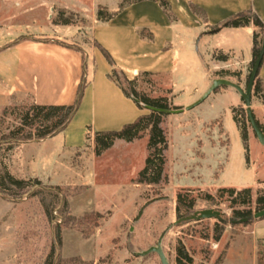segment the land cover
<instances>
[{"label": "rangeland", "instance_id": "rangeland-1", "mask_svg": "<svg viewBox=\"0 0 264 264\" xmlns=\"http://www.w3.org/2000/svg\"><path fill=\"white\" fill-rule=\"evenodd\" d=\"M115 1L0 0V25L9 28L22 25L27 30L32 24L50 26L55 23L59 11L64 10L67 15H74L71 24L74 37L65 43L79 47L87 55L85 48L96 46L92 32L98 21V11L103 9L105 14L112 13L103 4L112 6ZM127 1L134 0H121L120 6L128 4ZM230 1L240 4L245 0ZM202 9L208 19L207 11ZM36 12L40 15L32 16ZM172 13L177 17L173 10ZM98 50L107 62L102 51ZM95 64L98 72L100 63L96 61ZM250 72L249 66L244 89L248 86ZM217 76L240 78L238 73L225 74L224 71ZM168 87L151 75H141L134 84L137 91L150 98H166L171 110L196 104L187 96L178 99L182 105L175 104V97L168 92ZM33 104L30 98L22 96L0 113V176L13 155L9 145L2 142L1 135L19 127L25 111ZM233 109H236L237 116H241L239 120L247 130L254 131L246 107ZM140 110L143 115L151 113L148 109ZM232 111L228 101L215 103L209 98L186 113L163 115L162 127L169 140V149L165 152L159 182L152 181L150 174L151 169L159 167L160 163H149L148 133L131 143L115 141L111 150L97 159L90 149L92 137L87 138L83 150L74 154L72 175L60 169L55 175L60 184L41 181L43 186L60 187L70 203L71 220L67 218L61 224L63 246L59 264H163V260L176 264L179 241L193 256L194 264H215L226 248L223 236L228 228V235L231 233V225L216 242L217 219L177 224L175 203L177 193L189 189L198 200L195 211L219 210L231 219L232 210L227 204L214 207L202 200L206 193L216 194V189L194 188V182L210 185L214 183V177H218L220 187H251L257 178L264 180V144L257 137L258 140L250 141L248 149L245 147ZM84 116L81 114L79 121ZM214 118L218 120L208 122ZM223 129L227 135H222ZM87 135L90 137L92 133L88 131ZM51 149L45 145L30 146L22 153L29 156L40 154L46 159L53 152ZM146 170L149 173L144 181L142 174ZM33 191L27 190L18 203L0 201V264H58V257L54 261L49 258L56 238V221L48 218L46 208L51 206L53 197L50 191L31 197ZM63 220L61 218L59 222ZM154 248H161L162 253L152 251Z\"/></svg>", "mask_w": 264, "mask_h": 264}, {"label": "crops", "instance_id": "crops-1", "mask_svg": "<svg viewBox=\"0 0 264 264\" xmlns=\"http://www.w3.org/2000/svg\"><path fill=\"white\" fill-rule=\"evenodd\" d=\"M165 1L177 17H168L158 3L149 0L126 4L122 9L121 0H116L112 6L103 4L109 11L118 13L107 22L96 21L92 32L94 42L112 54L117 67L125 72L129 80L151 75L165 82L178 105H182L178 99L186 96L192 98L191 102H199L218 79L229 80L243 88L253 57V33L256 28L217 26L250 8L264 22V0H245L240 4L230 0ZM190 1L207 11V21L190 10ZM39 15L36 12L32 16ZM27 28L22 25L11 28L0 25V113L22 96L39 105L74 104L84 75L82 54L58 42H68L74 37L72 25L52 23L42 27L32 24ZM85 51L87 88L79 111L68 128L53 138L14 146L6 167L15 178L51 180L50 184L58 185L61 181L55 180L56 172L64 169L72 175L74 154L83 150L88 128H91L89 132L92 136L89 138L92 137L93 141L90 149L97 159L105 156L111 148L97 156L95 132L120 130L143 115L137 104L109 78L113 69L104 61L98 48L88 46ZM223 56L227 60H220ZM96 61L100 63L98 72ZM222 71L225 74L238 73L240 78L217 76ZM260 78L264 82V62ZM209 98L215 103L228 101L231 110L245 106L240 93L232 87H221L220 91L212 93L203 102ZM251 110L255 120L264 126V102L252 96ZM186 112L188 110L183 113ZM83 113L84 119L79 121ZM217 120L214 118L208 122ZM222 135H227L224 129ZM252 139L258 140L255 132L249 130V145ZM44 145L51 146L53 151L46 159H42L40 154L29 156L22 153L30 146ZM217 179L214 177V183L210 185L194 182L196 184L192 187L216 190L234 187H220ZM262 182L263 179L257 178L251 187H262ZM0 201L6 200L2 198ZM232 229L230 226L231 233L228 235V228L223 236L226 248L221 264H259L260 246L264 248V219L245 226L235 235Z\"/></svg>", "mask_w": 264, "mask_h": 264}, {"label": "trees", "instance_id": "trees-1", "mask_svg": "<svg viewBox=\"0 0 264 264\" xmlns=\"http://www.w3.org/2000/svg\"><path fill=\"white\" fill-rule=\"evenodd\" d=\"M145 0L127 1L126 3H138ZM153 2H159L164 12L170 18H174L170 5L165 0H149ZM126 4L120 6L122 9ZM190 10L204 21H207L206 12L197 6L196 4L189 3ZM103 9L98 11V20L107 22L113 19L118 12L104 13ZM74 15H67L64 10L59 11L58 17L55 20V24L70 25L73 23ZM254 26L256 29L253 33V48H252V61L250 63L251 72L248 76V84L251 79L252 71L255 65L260 61L258 72L253 84V96L260 98L264 102V82L260 78V70L264 62V22L258 17V15L252 10L240 12L231 16L224 21L217 28H243ZM63 46L72 48L82 54L84 62V75L82 82L78 88L76 101L72 105H39L34 103L27 111H25L21 124L19 127L11 130L9 133L1 135L3 143L9 145L10 150L14 148L16 144H26L32 142H41L49 138L60 134L65 131L72 120L75 118L77 112L80 109L84 92L87 88L86 76V59L85 52L79 47L69 45L65 42L58 41ZM96 47L99 48L109 65L112 67V72L109 78L114 81L122 90L124 95L132 99L140 109H148L150 114L139 116L134 122L125 124L122 129L118 131H100L95 132V154L97 156L103 155L108 149H110L114 142L117 140H124L126 142H133L134 140L141 139L146 133L149 136L148 146L151 149V157L149 163L158 162L159 167L151 169L152 181L159 182L162 178L163 164L165 152L169 149V140L162 127L163 115L158 110H171L169 109L168 100L166 98L153 99L149 96L140 93L134 88L136 80H129L125 72L119 69L116 65L111 54L106 51L99 43H96ZM87 56V55H86ZM220 60H227L226 56L221 57ZM182 109V108H180ZM176 109V110H180ZM4 110H7L5 108ZM235 119L240 127L242 138L245 147L248 149V130L238 116L236 115V109H233ZM257 122V121H256ZM259 128L264 133V126L257 122ZM91 131V128H88ZM89 138V137H88ZM148 170L142 174V180H146ZM0 182V192L4 200L9 202L18 203L22 200L23 194L28 193L27 190H34L31 197L37 196L44 191H50L53 197L52 204L46 208L47 216L50 220L56 221V238L51 247L50 260L53 261L58 257V264L61 261V252L63 246V239L61 235V224L68 220L70 217V203L67 196L61 193L60 187L43 186L42 182L38 179H17L10 174L7 167L2 176ZM264 186V182L260 183ZM36 186H41L40 188ZM202 200L210 203L211 206L217 207L221 203L227 204L228 209L232 210L231 219L227 218L221 211V217L215 226V241L219 242L227 228L231 225L233 228V234L240 232L242 228L249 224L262 220L264 217L255 218V215L261 211H264V187L259 186L257 189L252 187L244 188H219L216 190V194L206 193ZM176 215L179 220L193 214L198 204L197 198L192 196V190L181 189L176 196ZM219 211V210H217ZM56 212V214H55ZM60 218V219H57ZM61 218L64 220L59 222ZM89 219V218H86ZM190 222H183L181 224H188ZM259 264H264V251L263 245L260 246ZM176 264H194V258L188 251L187 247L179 241L176 248ZM224 257V252L219 257L215 264H221ZM77 259V258H76ZM53 264V263H52ZM104 264V263H103Z\"/></svg>", "mask_w": 264, "mask_h": 264}, {"label": "water", "instance_id": "water-1", "mask_svg": "<svg viewBox=\"0 0 264 264\" xmlns=\"http://www.w3.org/2000/svg\"><path fill=\"white\" fill-rule=\"evenodd\" d=\"M214 32H216V31H214ZM259 64H260V61H258V63L255 65V67L253 69L250 82H249L248 86L246 87V89L242 88L240 85L235 84L229 80L218 79V80H215L213 82V85L208 90V92L196 104H194L190 107H187L185 109H180V110H158V111H160L162 113H166L167 115L183 113L185 110H191V109L195 108L197 105L202 103L208 96H210L212 93H214V91H216L218 88L224 87V86L232 87V88L236 89L240 93L242 98L244 99L245 107L247 110V116H248V119L252 125V128H253L256 136L258 137V139L264 144V133L259 128V126L255 120V117L253 115V112L251 110V103H252V96H253V84H254V80H255L257 72H258ZM220 217H221L220 211H217L214 209H206V210L194 212L190 216L179 220L177 222V224H180L183 222H193V221L198 222V221H203V220H207V219H214V218L219 219ZM261 217H264V211H261L255 215V218H261ZM152 251H157V252L162 253L161 248H154V249H152ZM163 264H168V263L166 260H163Z\"/></svg>", "mask_w": 264, "mask_h": 264}, {"label": "built area", "instance_id": "built-area-1", "mask_svg": "<svg viewBox=\"0 0 264 264\" xmlns=\"http://www.w3.org/2000/svg\"><path fill=\"white\" fill-rule=\"evenodd\" d=\"M238 118H241V116H238Z\"/></svg>", "mask_w": 264, "mask_h": 264}]
</instances>
